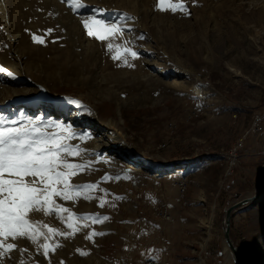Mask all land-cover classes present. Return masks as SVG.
<instances>
[{
    "label": "rangeland",
    "instance_id": "374dc122",
    "mask_svg": "<svg viewBox=\"0 0 264 264\" xmlns=\"http://www.w3.org/2000/svg\"><path fill=\"white\" fill-rule=\"evenodd\" d=\"M171 2L185 10L159 11L157 0H80L78 9L67 0H0V122L71 126L77 138L68 143L85 151L69 159L91 168L73 181L98 182L107 195L57 201L109 217L57 238L63 246L48 259L20 238L14 243L27 251L3 264H236L225 210L256 193L264 163V119L255 129L264 116V0ZM90 16L123 31L105 41L89 37L82 21ZM117 47L137 58L113 60ZM56 103L65 115L52 114ZM115 131L126 146L109 139ZM82 133L90 138L80 140ZM201 155L218 160L201 170ZM35 213L33 220L64 229L55 216ZM92 230L105 235L85 239ZM228 237L241 264H264V186L258 199L230 212Z\"/></svg>",
    "mask_w": 264,
    "mask_h": 264
},
{
    "label": "snow or ice",
    "instance_id": "6c2138e0",
    "mask_svg": "<svg viewBox=\"0 0 264 264\" xmlns=\"http://www.w3.org/2000/svg\"><path fill=\"white\" fill-rule=\"evenodd\" d=\"M69 7H82L80 0H67ZM159 11L185 10L183 3H172L171 0H157ZM89 37L105 41L123 31L116 22L105 23L94 16L82 21ZM53 30L48 29L51 33ZM143 37H141L142 39ZM37 44L45 43L44 39L32 35ZM109 51L113 44L108 43ZM137 58V53L131 48H116L113 60H120L125 56ZM123 64L134 67L126 58ZM0 68V72H4ZM11 76V73H8ZM19 123V126H16ZM43 125V126H41ZM49 127L59 130L49 133ZM77 138L71 126L57 122L44 123L39 120L27 119L23 122L12 121L10 126L0 122V264L3 259L14 251L24 253V248H18L14 241L27 239L38 252L48 259L50 253L63 245L57 238L70 239L91 224H102L109 220L108 216L80 215L57 200L77 202L81 199L91 201L96 199L93 193L97 190L107 195L106 190L99 189V183H75L73 177L85 171H91L90 162L76 163L69 157H79L85 151L79 145L68 143ZM80 140L90 138L89 133H82ZM120 179L119 176L114 177ZM104 181L113 179L105 176ZM114 199H121L116 196ZM108 201L100 199L99 207H104ZM115 207L114 204L111 205ZM41 212L44 216H55L65 230L50 224L33 220L31 213ZM105 235L103 231L92 230L86 233L85 239L93 241L95 237ZM13 241V242H10ZM80 255H88L87 251L76 249ZM19 264H26L20 260ZM51 264V260H49ZM63 264V261L60 262Z\"/></svg>",
    "mask_w": 264,
    "mask_h": 264
},
{
    "label": "water",
    "instance_id": "95a60500",
    "mask_svg": "<svg viewBox=\"0 0 264 264\" xmlns=\"http://www.w3.org/2000/svg\"><path fill=\"white\" fill-rule=\"evenodd\" d=\"M263 186H264V163L262 164V166H261V168L259 170L258 176H257V190H256V193L254 195H252L251 197H249L248 199H242V200L230 205L225 210V216H224V222H225L224 237H225V240L227 242L228 248L231 249V254H233L235 259H236V264H241V261L239 259V256H237L238 254L234 252V247L231 244V242L229 240V237H228V225H229L230 212L232 210L236 209V208L244 206L245 203L253 202L256 199H258L260 197V195H261V191L263 189Z\"/></svg>",
    "mask_w": 264,
    "mask_h": 264
},
{
    "label": "bare ground",
    "instance_id": "6f19581e",
    "mask_svg": "<svg viewBox=\"0 0 264 264\" xmlns=\"http://www.w3.org/2000/svg\"><path fill=\"white\" fill-rule=\"evenodd\" d=\"M0 67H1V66H0ZM180 87H181V86H180ZM191 88L193 89L194 92H196V93H198V94H201V91H200V89H199L198 87H196V86L194 87V86H193V87H191ZM56 104H57V106H58V108H59V110H56V113H57V111H60V107H59V103H56ZM60 106H61V105H60ZM55 109H57V108H55ZM60 112H61L63 115H65V110H64V109H63L62 111H60ZM60 112H58V113H60ZM91 112H92V111H91ZM92 116H93V117H92L93 122L96 123L98 118H97L95 115H92ZM253 118H254V117H253ZM71 119H72V118H71ZM71 119H70V120H71ZM259 119H263V116H261V115L259 116V115H258V116L256 117V119H255V123H256L257 127L254 126L255 129L258 128V126H259ZM254 127H253V128H254ZM248 128H249V127H248ZM113 131H114V130H113ZM249 131H250V130H249ZM249 133H250V132H249ZM108 134H110V133H108ZM95 135H96V134H95ZM99 137H100V136H99ZM109 137H110L109 139L112 140L114 143H115V142H119L118 144L121 143V145H123V147L126 146V144L120 139V137H119V135L117 134L116 131L113 132ZM107 139H108V138H105V137H102V136H101L98 140H99L101 143L105 144V143L107 142ZM99 141H98V143H99ZM98 143H97V144H98ZM99 144H100V143H99ZM94 145H95V144H94ZM109 151H110V150H109ZM138 160L140 161L139 163L142 164V166H145V165H144L145 163L142 162L143 160H142L141 158H139ZM228 171H229V170H228ZM182 182H183V180H182ZM184 186H185V185H184ZM184 186H183V187H184ZM180 187H181V186H180ZM57 202H58V201H57ZM59 202H60V201H59ZM64 205H65V204H64ZM77 206H79V205H77ZM33 214H34V213H33ZM37 214H38V213H37ZM34 215H36V213H35ZM36 216H37V215H36ZM38 217H40V216H38ZM42 217H43V215H42ZM162 217H163V216H162ZM50 218H51V217H50ZM41 220H42V219H41ZM46 220H48V219H46ZM62 229H63V228H62ZM63 230H64V229H63ZM62 239H63V238H62ZM78 240H79V239H78ZM80 243H81V242H80ZM78 244H79V242H77V246H78ZM79 247H80V246H79ZM226 253H228V251H226ZM228 255L231 256V253H228ZM230 259L232 260V258H230ZM150 264H152L151 261H150Z\"/></svg>",
    "mask_w": 264,
    "mask_h": 264
},
{
    "label": "crops",
    "instance_id": "0c3cea01",
    "mask_svg": "<svg viewBox=\"0 0 264 264\" xmlns=\"http://www.w3.org/2000/svg\"><path fill=\"white\" fill-rule=\"evenodd\" d=\"M201 156L203 157L202 160H201V163H199V166H200L201 170H204V169L208 168L212 163H214V162H216L218 160L216 158V157H218L217 155H201ZM197 163L198 162H194L192 164H197ZM164 229H165L166 233H170L171 231H173L171 228H169L168 225L165 226Z\"/></svg>",
    "mask_w": 264,
    "mask_h": 264
},
{
    "label": "built area",
    "instance_id": "2783aa9c",
    "mask_svg": "<svg viewBox=\"0 0 264 264\" xmlns=\"http://www.w3.org/2000/svg\"><path fill=\"white\" fill-rule=\"evenodd\" d=\"M263 119H264V116H263ZM263 119H259V126H258V128H256L257 130L260 129L261 120H263ZM142 264H150V262H148V263H142Z\"/></svg>",
    "mask_w": 264,
    "mask_h": 264
}]
</instances>
